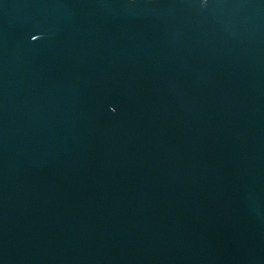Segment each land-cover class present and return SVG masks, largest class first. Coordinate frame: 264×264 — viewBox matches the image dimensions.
Returning a JSON list of instances; mask_svg holds the SVG:
<instances>
[{
    "label": "water",
    "instance_id": "obj_1",
    "mask_svg": "<svg viewBox=\"0 0 264 264\" xmlns=\"http://www.w3.org/2000/svg\"><path fill=\"white\" fill-rule=\"evenodd\" d=\"M0 264H264V0H0Z\"/></svg>",
    "mask_w": 264,
    "mask_h": 264
}]
</instances>
